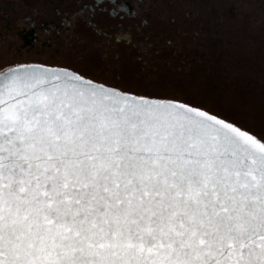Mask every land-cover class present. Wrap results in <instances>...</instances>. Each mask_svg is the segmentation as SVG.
Masks as SVG:
<instances>
[{
  "label": "snow or ice",
  "instance_id": "snow-or-ice-1",
  "mask_svg": "<svg viewBox=\"0 0 264 264\" xmlns=\"http://www.w3.org/2000/svg\"><path fill=\"white\" fill-rule=\"evenodd\" d=\"M0 264H264V141L66 69L0 70Z\"/></svg>",
  "mask_w": 264,
  "mask_h": 264
},
{
  "label": "rangeland",
  "instance_id": "rangeland-1",
  "mask_svg": "<svg viewBox=\"0 0 264 264\" xmlns=\"http://www.w3.org/2000/svg\"><path fill=\"white\" fill-rule=\"evenodd\" d=\"M36 10L46 26L32 46L45 58L19 59L68 61L181 95L264 136V0H0V69L17 61L19 43L2 25L22 30Z\"/></svg>",
  "mask_w": 264,
  "mask_h": 264
},
{
  "label": "trees",
  "instance_id": "trees-1",
  "mask_svg": "<svg viewBox=\"0 0 264 264\" xmlns=\"http://www.w3.org/2000/svg\"><path fill=\"white\" fill-rule=\"evenodd\" d=\"M49 64L69 67V68L79 72L83 76L89 77V78L96 80V81H100V82H102L106 85H109V86L117 87V88L121 89L122 91H131V92H134L136 94L148 95L150 97L172 98V99L181 100V101L189 103L193 106L200 107V108H202V109H204V110H206V111H208L214 115H217V116H219V117H221V118H223L229 122H232L235 125H237L238 127L252 133L257 138L264 141V136L262 135V132H260L258 129L253 128L249 125H246V124L240 122L239 120H237L233 116H231V115H229L223 111L215 110L213 108H208V107H205V106L200 105V104H195V103L191 102L190 100L184 98V96L162 94L161 91L160 92H158V91L157 92H154V91L151 92V91L143 90V89L140 90V89H137V88H134V87H131V86L124 84L122 81V78H117V79L116 78H109V75L107 73H101V72H98L95 70L82 68V67H79V66L75 65L74 63L68 62V61L67 62H53V63H49Z\"/></svg>",
  "mask_w": 264,
  "mask_h": 264
},
{
  "label": "flooded vegetation",
  "instance_id": "flooded-vegetation-1",
  "mask_svg": "<svg viewBox=\"0 0 264 264\" xmlns=\"http://www.w3.org/2000/svg\"><path fill=\"white\" fill-rule=\"evenodd\" d=\"M95 7V11H97V7H99V3L96 4V1L92 3ZM119 4H116L115 7L113 8V11H116L118 8H119ZM121 8H124L125 9V5L124 7L121 6ZM69 16V15H68ZM29 17L30 20H29ZM23 20V22H26V25L25 27L26 28H23L22 30H15V29H12L13 27V23L14 21H6L2 27H4L6 24L10 23L9 26H5L6 27V30L10 32L11 35H15L16 34V37L18 38L19 40V43L18 45H15V53H17V55H13V56H10L11 58L13 59H17V61L15 62H12L8 65H11V64H15V63H19V62H42V63H46L44 61H35V60H28V61H24V60H21L19 59L20 57L22 58H25L26 56L28 57L29 55H32L31 57H37V58H43L44 57V47L42 48L40 46V43L38 44L40 47H37V48H34L32 45H33V42L37 40V35L40 33V28L42 27L43 31L45 30V26H46V22L43 21L42 19L44 18L41 11H37L36 10V13L35 15L33 14V16H29L28 14L24 15L21 17ZM1 28V26H0ZM18 46H20V48H18ZM44 46V45H43ZM21 54V56L19 55ZM45 58V57H44ZM46 64H49V63H46ZM6 65V66H8ZM4 66V67H6ZM2 67V68H4ZM1 68V69H2Z\"/></svg>",
  "mask_w": 264,
  "mask_h": 264
},
{
  "label": "water",
  "instance_id": "water-1",
  "mask_svg": "<svg viewBox=\"0 0 264 264\" xmlns=\"http://www.w3.org/2000/svg\"><path fill=\"white\" fill-rule=\"evenodd\" d=\"M19 65H39V66H44V67H48V68H52V69H66V70H69V71H71V72H74V73L79 74L80 76L84 77V78L87 79V80H90V81L94 82V83L97 84V85H103V86H105V87H107V88H110V89H116V90H118V91H120V92H122V93H128V94H131V95L136 96V97H144V98H147V99H150V100H156V101H165V102H166V101H176V102H180V103L186 104V105H188V106H191V107H194V108H197V109H200V110L206 111V110H204V109H202V108H200V107L193 106V105H191V104H189V103H186V102H183V101H181V100H177V99H172V98H160V97H150V96H148V95L136 94V93L131 92V91H122L121 89H119V88H117V87L109 86V85H106V84H104V83H102V82H100V81L93 80V79H91V78H89V77L83 76V75L80 74L79 72H77V71H75V70H73V69H71V68H69V67L61 66V65H51V64H46V63H42V62H19V63H15V64L8 65V66H6V67H4V68H2V69H0V70H5V69H8V68H14V67H17V66H19ZM206 112L209 113V114H211V115H214V114H212V113H210V112H208V111H206ZM214 116H216L217 118L223 119V118H221V117H219V116H217V115H214ZM223 120L226 121V122H228V123L233 124V125L236 126V127H238L237 125H235V124L232 123V122H229V121H227V120H225V119H223ZM238 128H240V127H238ZM240 129L243 130V131H246V130H244V129H242V128H240ZM246 132H248V131H246ZM248 133L251 134V135H253V134L250 133V132H248ZM253 136L256 137L255 135H253ZM256 138H257V137H256ZM257 139H259V138H257ZM259 140H260V139H259ZM260 141H262V140H260Z\"/></svg>",
  "mask_w": 264,
  "mask_h": 264
}]
</instances>
